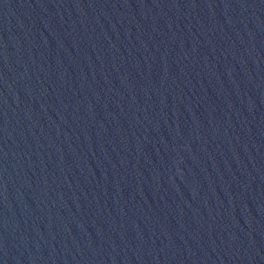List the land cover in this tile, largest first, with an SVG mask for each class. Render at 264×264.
I'll return each instance as SVG.
<instances>
[{
    "label": "water",
    "instance_id": "water-1",
    "mask_svg": "<svg viewBox=\"0 0 264 264\" xmlns=\"http://www.w3.org/2000/svg\"><path fill=\"white\" fill-rule=\"evenodd\" d=\"M0 264H264V0H0Z\"/></svg>",
    "mask_w": 264,
    "mask_h": 264
}]
</instances>
